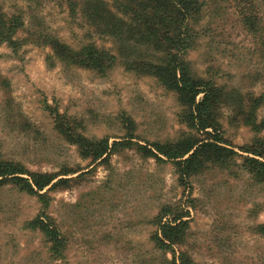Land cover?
<instances>
[{
  "label": "rangeland",
  "instance_id": "rangeland-1",
  "mask_svg": "<svg viewBox=\"0 0 264 264\" xmlns=\"http://www.w3.org/2000/svg\"><path fill=\"white\" fill-rule=\"evenodd\" d=\"M67 1L0 0L7 13H22L25 28L18 37L32 42L16 52L0 45V160L31 172L71 171L60 177L68 183L42 191L46 208L10 183L0 188V264H167L172 255L154 248L156 228L149 222L166 204L187 207L190 226L178 249L196 263L264 264V185L240 167V156L230 168L211 167L186 187L170 162L145 158L134 146L91 161L56 132V114L74 119L87 138L110 143L131 137L148 145L187 131L174 95L153 77L127 71L120 58L104 76L48 59L50 48L28 33L51 34L72 47L90 39L83 38L85 23L78 12L70 16ZM198 1L204 3L203 32L188 61L227 91L262 96L257 117L264 119V11L256 35L244 29L232 2ZM91 37L115 51L110 40ZM219 119L227 147L247 156L241 147L262 143L264 151V130L256 133L226 107ZM43 213L64 237V261L51 259L42 234L25 226Z\"/></svg>",
  "mask_w": 264,
  "mask_h": 264
},
{
  "label": "trees",
  "instance_id": "trees-1",
  "mask_svg": "<svg viewBox=\"0 0 264 264\" xmlns=\"http://www.w3.org/2000/svg\"><path fill=\"white\" fill-rule=\"evenodd\" d=\"M224 1V0H220ZM234 4L240 23L256 35L262 29L264 0H228ZM70 16L77 12L85 23L84 39L77 47L51 34H33L50 48L48 57L65 66L89 69L106 75L119 61L127 71L153 77L167 92H171L179 106L178 121L186 132L179 138L148 145L134 143L131 137L109 142L107 137L94 139L83 135L74 119L54 117V129L65 142L76 147L82 159L104 160L112 153L136 147L145 158L170 162L179 185L189 186L190 179L211 167L228 169L234 156H240L241 168L256 184L264 185L263 144L241 147L239 155L224 143L220 108L232 114L259 133L264 130V119L258 120L257 110L263 106V97L242 96L235 90L227 91L211 78L200 77L187 59L201 37L199 28L203 2L198 0H68ZM21 12L7 13L0 6V45L16 52L22 44L32 43L28 37L19 39L24 30ZM110 40L115 51L99 47L92 41ZM147 53L145 55L144 52ZM52 64V63H51ZM247 108L246 111L244 108ZM235 164V162H234ZM71 171L58 173L31 172L19 163L0 160V188L10 183L21 192L37 197L42 206H48L46 188L68 183ZM184 204H166L149 221L155 226L150 241L155 249L170 252L167 264H198L186 252L179 250L186 240L190 216ZM39 231L48 244L51 259L64 261L65 240L54 220L43 213L25 223ZM263 228L264 226H259ZM264 234V230H262ZM65 264V263H60Z\"/></svg>",
  "mask_w": 264,
  "mask_h": 264
}]
</instances>
